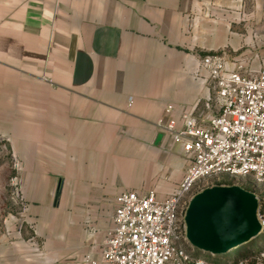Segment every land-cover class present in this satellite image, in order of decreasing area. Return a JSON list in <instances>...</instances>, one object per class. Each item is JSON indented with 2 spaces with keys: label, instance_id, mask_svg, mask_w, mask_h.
I'll use <instances>...</instances> for the list:
<instances>
[{
  "label": "crops",
  "instance_id": "crops-1",
  "mask_svg": "<svg viewBox=\"0 0 264 264\" xmlns=\"http://www.w3.org/2000/svg\"><path fill=\"white\" fill-rule=\"evenodd\" d=\"M253 37L264 0H0V139L20 204L0 264H85L118 193L166 199L189 163L156 122L167 104L180 117L205 99L201 57L264 67Z\"/></svg>",
  "mask_w": 264,
  "mask_h": 264
},
{
  "label": "built area",
  "instance_id": "built-area-1",
  "mask_svg": "<svg viewBox=\"0 0 264 264\" xmlns=\"http://www.w3.org/2000/svg\"><path fill=\"white\" fill-rule=\"evenodd\" d=\"M250 42L263 47L264 37ZM251 58L210 54L199 59L196 76L206 85L205 99L180 117L167 104L156 122L189 163L183 182L164 200L154 191L118 193L100 256H86L85 264H264L259 249L239 261L198 251L187 239L185 222L190 201L203 191H193L202 180L228 176L264 184V67L252 68ZM257 218L262 231L259 206Z\"/></svg>",
  "mask_w": 264,
  "mask_h": 264
},
{
  "label": "water",
  "instance_id": "water-1",
  "mask_svg": "<svg viewBox=\"0 0 264 264\" xmlns=\"http://www.w3.org/2000/svg\"><path fill=\"white\" fill-rule=\"evenodd\" d=\"M254 194L237 186H214L196 194L185 222L187 239L198 251L224 255L261 232Z\"/></svg>",
  "mask_w": 264,
  "mask_h": 264
},
{
  "label": "rangeland",
  "instance_id": "rangeland-1",
  "mask_svg": "<svg viewBox=\"0 0 264 264\" xmlns=\"http://www.w3.org/2000/svg\"><path fill=\"white\" fill-rule=\"evenodd\" d=\"M248 42L249 46L253 44L250 41ZM253 45L256 49H258V43H254ZM246 48V45H242V50ZM5 142V140L0 139V232L3 228V223L5 221L4 219L7 218L8 214L15 215L16 213H20V204L13 199L14 197H17V194L15 186L12 185V180L15 181L17 176L15 164L18 163V159L14 153L8 152ZM214 186H237L254 194L257 198L258 206L261 208V211L264 212V184L254 182L252 179L235 181L228 176H224L212 181L202 180L201 182L196 184L193 191L196 192ZM18 226H20L22 231L28 233V235L30 233L32 234V231L35 227V225L31 222L25 223L19 220L15 224V227ZM254 249L264 251V230H262L256 238L252 239L248 243L238 246L237 248L230 250L224 255L215 256V258L223 260L236 259L239 261L249 256V252Z\"/></svg>",
  "mask_w": 264,
  "mask_h": 264
}]
</instances>
